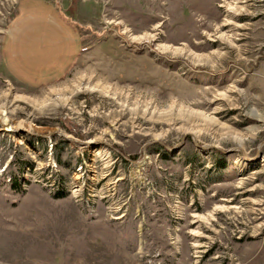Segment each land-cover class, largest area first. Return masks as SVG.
I'll return each mask as SVG.
<instances>
[{"label": "rangeland", "instance_id": "rangeland-1", "mask_svg": "<svg viewBox=\"0 0 264 264\" xmlns=\"http://www.w3.org/2000/svg\"><path fill=\"white\" fill-rule=\"evenodd\" d=\"M21 1L0 0V264H264V0H48L83 47L41 86L5 62Z\"/></svg>", "mask_w": 264, "mask_h": 264}, {"label": "crops", "instance_id": "crops-1", "mask_svg": "<svg viewBox=\"0 0 264 264\" xmlns=\"http://www.w3.org/2000/svg\"><path fill=\"white\" fill-rule=\"evenodd\" d=\"M82 47L74 20L54 2L22 0L7 32L4 57L16 78L41 86L66 77Z\"/></svg>", "mask_w": 264, "mask_h": 264}, {"label": "bare ground", "instance_id": "bare-ground-1", "mask_svg": "<svg viewBox=\"0 0 264 264\" xmlns=\"http://www.w3.org/2000/svg\"><path fill=\"white\" fill-rule=\"evenodd\" d=\"M236 6H237V4H236ZM235 8V7H234ZM151 36H153L152 34H144V36L143 37H151ZM142 37V36H141ZM141 37H139V38H141ZM229 38V37H228ZM90 80L88 79V81H87V84H86V86L84 87V88H86V89H91V90H95V88L96 87H98V86H91L90 87ZM82 87H80V86H78V89L77 90H80ZM62 99V101L63 102H66L67 103V101H68V98H66V97H63V98H61ZM9 101V100H8ZM10 102V101H9ZM10 108V105L8 106V105H6V103L4 104V102L3 103H1L0 104V113L1 114H4V112H5V110H8ZM2 110H4V111H2ZM155 113H156V111H149V113H147L146 112V110L144 111V116L146 117L147 116V114H149V116H148V119L149 120H153V119H155L156 118V116L157 115H155ZM196 114V113H195ZM159 116L160 115H162V113H160L159 112V114H158ZM190 116H191V114H189ZM207 118H210V119H212V117H209L208 115L206 116ZM158 119V118H157ZM2 120V118H0V121ZM208 120V119H207ZM22 126V124L21 123H19V127H21ZM192 129V131H195V132H200V130H198V129H196L195 127H193V128H191ZM234 137H237V138H241V135H239V134H234L233 135ZM241 139H243V138H241ZM91 162V161H90ZM113 165V164H112ZM243 181H240V183H242ZM104 196H106V195H104ZM104 196H102V197H104ZM111 208H113L114 210H118L119 208L118 207H111ZM220 208H222V207H220ZM231 209V208H230ZM232 211H234V212H236L237 211V209H232ZM115 212V211H114ZM214 212V211H213ZM122 216H124L123 214H121L119 217H122ZM192 217L193 218H195V221H193L192 223H195V222H198V220L200 221V218H205V216H200V215H192ZM206 219V218H205ZM193 234V233H192ZM195 235H196V233H194ZM193 246L194 247H196L194 244H193ZM198 247V246H197Z\"/></svg>", "mask_w": 264, "mask_h": 264}, {"label": "built area", "instance_id": "built-area-1", "mask_svg": "<svg viewBox=\"0 0 264 264\" xmlns=\"http://www.w3.org/2000/svg\"><path fill=\"white\" fill-rule=\"evenodd\" d=\"M91 153V154H90ZM88 155H89V158H94V157H96V156H99L98 154H100V153H98V154H93L92 152H90ZM102 156H105V155H102ZM95 160L93 159V160H91V163H90V165L92 166V167H94V165H95ZM82 169H83V165H80L79 167H77L76 168V177H77V179L78 180H81V178H78V176H79V174H80V172L82 171ZM84 171H82V173H83ZM77 180V182L74 184V187H73V191H74V195H75V197H78L79 195H80V193H78V192H80V189H81V184L79 185V181ZM96 182H98V181H96ZM95 182V183H96Z\"/></svg>", "mask_w": 264, "mask_h": 264}]
</instances>
